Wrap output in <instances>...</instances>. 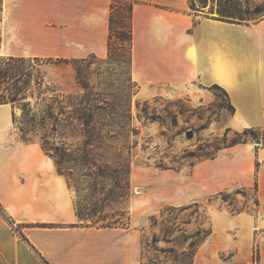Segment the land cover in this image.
Returning <instances> with one entry per match:
<instances>
[{"label": "crops", "instance_id": "crops-1", "mask_svg": "<svg viewBox=\"0 0 264 264\" xmlns=\"http://www.w3.org/2000/svg\"><path fill=\"white\" fill-rule=\"evenodd\" d=\"M135 1L133 81L192 98L218 85L233 107L229 128L264 130V17L231 23L191 11V0ZM111 3L0 0V57H107ZM13 114L0 103V264H142L144 222L133 213L129 228L81 225L66 177L38 142L20 139ZM192 177L205 193L257 182L254 222L264 233V146L221 149ZM259 248L264 264V234Z\"/></svg>", "mask_w": 264, "mask_h": 264}, {"label": "rangeland", "instance_id": "rangeland-1", "mask_svg": "<svg viewBox=\"0 0 264 264\" xmlns=\"http://www.w3.org/2000/svg\"><path fill=\"white\" fill-rule=\"evenodd\" d=\"M191 2V11L207 12L209 17L231 23H254L264 17V0ZM118 46L120 55L125 45L118 42ZM18 58L23 59L8 70V57H0V81L3 75H20L8 88L25 99L17 103L3 101L1 95L7 87L0 85V103L13 107L15 129L21 140L39 142L47 137L61 143L62 134L51 130L53 123L43 125L42 115L49 102H43L44 97L88 94L90 103L99 106L95 122L103 135L112 136L100 148L101 163L130 172V187L120 184L125 187L127 200L114 207H122L125 217L134 213L144 222L142 264H179L187 249L185 235L194 233L205 217L212 234L199 248L194 264H258L259 239L264 233L255 228L258 214L254 186L245 191L233 183L223 190L228 192L222 197L217 195L219 192L205 193L192 177L197 164L210 160L234 141L264 146V130L252 129L245 136L244 130L229 128L233 108L222 87L212 86L201 92L200 98L177 96L170 86L143 89L131 80L129 67L120 58L91 55L68 64L50 63L48 57ZM58 58L53 57L54 61ZM39 83L43 84L41 89ZM152 92L163 94L152 96ZM26 103L30 105L23 118ZM53 115L60 116L59 108L53 110ZM188 132H193L192 138ZM72 135L67 134L64 140L76 147L79 134ZM69 186L81 210L93 201L86 182L80 180ZM111 186L113 181L108 180L107 190ZM194 203L199 204V214H195V207L179 211ZM109 211L107 208L105 212ZM237 211L252 217L247 222L237 216L243 212Z\"/></svg>", "mask_w": 264, "mask_h": 264}, {"label": "trees", "instance_id": "trees-1", "mask_svg": "<svg viewBox=\"0 0 264 264\" xmlns=\"http://www.w3.org/2000/svg\"><path fill=\"white\" fill-rule=\"evenodd\" d=\"M136 4L137 1L135 0H112L109 16V59H122V62L126 63L129 67L130 75L132 72L134 39L133 12ZM115 38L118 42H123L125 45V49H123V53L120 55L117 54L119 46L118 42L114 40ZM21 59L23 58L8 57L5 62V64L8 65L7 69L10 70L16 68V65L21 62ZM47 61L55 64H68L72 60L58 58L54 61L53 58H48ZM20 77V75L1 76L2 79L0 81V85L7 87L5 89L6 91H3L1 95V99L3 101L10 100L12 103H17L21 99H25L20 98L21 93L11 91L8 88L11 80H19ZM131 80H133L132 75ZM39 86L41 89L43 84L39 83ZM83 88L87 90V87ZM42 100L45 103L49 101L48 104H46L47 110L42 115L43 125L48 127L50 122H52L53 124L51 130L57 133L60 132L62 134V141L61 143H53L52 141H49L47 137H43L38 143L41 145L45 154L55 161L59 173L66 177L69 185L74 182H79L80 180L87 183V191L89 192L88 195L90 200H93L88 206L83 207V210H81L78 207V204L75 203L80 224L96 228H129L131 223V214L130 216L125 217L126 211L124 212L122 207L115 208L114 206L124 204L127 200L126 194L123 193L125 187L120 184L124 183V185L130 187V172L124 170H114L110 167V164L101 163L102 153L100 152V148L103 141L105 139L112 138V136L103 135L95 122V115L99 106L90 103L91 99H89L88 94H62L58 96L55 95L51 98L44 97ZM29 105V103L25 104L23 118L26 117V111ZM56 107L60 110V116L58 117L53 115V110ZM251 132H253L252 129H245L243 134L248 136ZM75 133L79 134V145L76 147H70L64 139L67 134L72 135ZM72 137H74V135H72ZM23 141L27 143L36 142L34 140L27 139ZM247 142V140L241 142L234 141L231 145L225 148ZM216 156L217 154L210 159H213ZM108 180H112L114 186L109 187L107 190L106 182ZM76 188L80 191L79 187ZM244 190L246 191L247 189L244 188ZM254 191V203L255 206H258L259 199L257 196V182L255 184ZM227 192L228 191H221L217 195L223 197L227 194ZM193 207L197 208L195 214H199L200 207L198 203H194L193 206L188 205L180 207L179 211L183 213ZM107 208H109V212H105ZM83 211H85V213ZM241 212L243 211H237L236 213ZM206 220L207 217H205V220L197 227L194 233L185 235L187 249L182 252V256L184 258L181 259V261H178L179 264H194L199 248L212 234V228L210 225L206 224ZM179 230L182 231V229ZM45 262L49 264L47 261Z\"/></svg>", "mask_w": 264, "mask_h": 264}, {"label": "water", "instance_id": "water-1", "mask_svg": "<svg viewBox=\"0 0 264 264\" xmlns=\"http://www.w3.org/2000/svg\"><path fill=\"white\" fill-rule=\"evenodd\" d=\"M188 137L192 138L193 137V132H188Z\"/></svg>", "mask_w": 264, "mask_h": 264}]
</instances>
